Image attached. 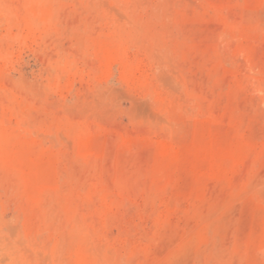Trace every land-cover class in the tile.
Returning a JSON list of instances; mask_svg holds the SVG:
<instances>
[{"label":"rangeland","instance_id":"1","mask_svg":"<svg viewBox=\"0 0 264 264\" xmlns=\"http://www.w3.org/2000/svg\"><path fill=\"white\" fill-rule=\"evenodd\" d=\"M0 264H264V0H0Z\"/></svg>","mask_w":264,"mask_h":264}]
</instances>
